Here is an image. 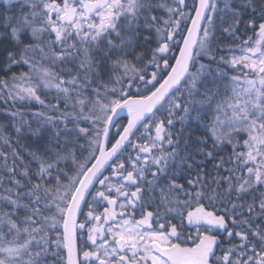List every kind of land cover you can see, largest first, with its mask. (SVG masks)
<instances>
[{
  "label": "snow or ice",
  "instance_id": "6c2138e0",
  "mask_svg": "<svg viewBox=\"0 0 264 264\" xmlns=\"http://www.w3.org/2000/svg\"><path fill=\"white\" fill-rule=\"evenodd\" d=\"M0 72V264H264V0H0Z\"/></svg>",
  "mask_w": 264,
  "mask_h": 264
},
{
  "label": "trees",
  "instance_id": "16d2710c",
  "mask_svg": "<svg viewBox=\"0 0 264 264\" xmlns=\"http://www.w3.org/2000/svg\"><path fill=\"white\" fill-rule=\"evenodd\" d=\"M168 2H169V3H172V0H168ZM187 2H188L189 4H191V3H192V0H187ZM176 54H178V49H177V50H174L172 53H170V55H176ZM173 62H174V61H173ZM204 62H206V61H204ZM23 71H27L26 67H19V68H16V69H15V72H16L17 74H19L20 72H23ZM150 72H151V70H149V75H150ZM11 75H12V73H8V77H11ZM0 78H5V77H4V74H3L2 72H0ZM133 91L135 92V88H133ZM9 103H11V102H9ZM3 104H4V101H3L2 98H0V106H3ZM33 110H35V109H33ZM120 123H124V124H126V123H127V117H124V116H123V117L119 118V119L117 120V124H120ZM115 131H116V128L113 129V132H115ZM141 132H143V129L141 130ZM110 172H111V169L109 168V169L104 173V175H108ZM97 187H99V185H97ZM89 199H91V197H90ZM137 218H139V217H137ZM192 234L195 235L194 230L192 231ZM187 236H188V233L185 232L184 237H183L182 239H187ZM86 237H87V233L85 232V233H84V238L86 239Z\"/></svg>",
  "mask_w": 264,
  "mask_h": 264
},
{
  "label": "rangeland",
  "instance_id": "374dc122",
  "mask_svg": "<svg viewBox=\"0 0 264 264\" xmlns=\"http://www.w3.org/2000/svg\"><path fill=\"white\" fill-rule=\"evenodd\" d=\"M122 116H125V117H127V115H126V114H124V113L122 114Z\"/></svg>",
  "mask_w": 264,
  "mask_h": 264
},
{
  "label": "water",
  "instance_id": "95a60500",
  "mask_svg": "<svg viewBox=\"0 0 264 264\" xmlns=\"http://www.w3.org/2000/svg\"><path fill=\"white\" fill-rule=\"evenodd\" d=\"M121 117H122V116H121ZM118 119H119V118H118ZM118 119H117V120H118ZM113 129H114V128H113ZM113 129H112V131H113ZM104 173H105V172H104Z\"/></svg>",
  "mask_w": 264,
  "mask_h": 264
},
{
  "label": "bare ground",
  "instance_id": "6f19581e",
  "mask_svg": "<svg viewBox=\"0 0 264 264\" xmlns=\"http://www.w3.org/2000/svg\"><path fill=\"white\" fill-rule=\"evenodd\" d=\"M124 114H126L127 115V113L125 112Z\"/></svg>",
  "mask_w": 264,
  "mask_h": 264
}]
</instances>
